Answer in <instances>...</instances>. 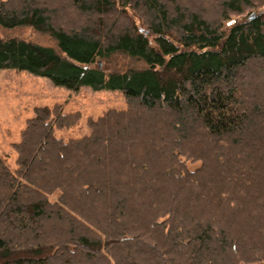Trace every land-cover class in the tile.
Segmentation results:
<instances>
[{
    "label": "trees",
    "instance_id": "16d2710c",
    "mask_svg": "<svg viewBox=\"0 0 264 264\" xmlns=\"http://www.w3.org/2000/svg\"><path fill=\"white\" fill-rule=\"evenodd\" d=\"M66 1L77 25L0 0V26L55 41L0 36V69L127 106L81 137L55 134L77 119L61 106L26 120L17 167L0 154V264H264V9L224 28L264 0ZM115 54L143 65L105 68Z\"/></svg>",
    "mask_w": 264,
    "mask_h": 264
},
{
    "label": "rangeland",
    "instance_id": "374dc122",
    "mask_svg": "<svg viewBox=\"0 0 264 264\" xmlns=\"http://www.w3.org/2000/svg\"><path fill=\"white\" fill-rule=\"evenodd\" d=\"M10 1L19 6L16 0ZM35 1L53 9L59 5L64 6L58 14L54 15L53 19L56 24L77 25L81 20L78 14L72 11L70 3L66 0ZM190 1L194 3L191 4L193 8L197 9L198 7L205 10L210 7V11L212 10L211 5L214 3L213 0ZM186 4V2H182V5ZM260 9H264V6L254 7L245 11L244 14L231 15L230 19L224 21V28L228 29L233 23L249 17L252 12H257ZM0 36H17L45 45H55V41L49 34L36 31L30 26L15 28L0 26ZM102 63L108 69H125L129 66L143 65L141 61L123 54H115L110 60L102 61ZM55 105H57L56 107L61 106L62 113L77 118L71 126L55 128L57 136L69 138L90 134L92 131L89 124L90 120L100 118L109 110L125 109L127 100L124 92L120 89L96 90L84 85L78 90H71L66 86L55 84L48 77L36 75L26 70L0 69V154L12 169L17 167L18 157L14 145L21 139V132L25 127L26 120L35 114L37 107H53ZM139 121L141 124L144 118L139 117ZM145 125H148L147 121L144 122V127ZM199 163H188V166L193 170L199 166ZM137 262L139 261L137 260Z\"/></svg>",
    "mask_w": 264,
    "mask_h": 264
}]
</instances>
